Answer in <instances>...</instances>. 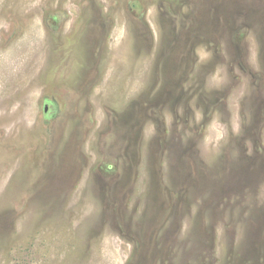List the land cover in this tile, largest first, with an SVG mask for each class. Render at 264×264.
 <instances>
[{"label": "rangeland", "instance_id": "rangeland-1", "mask_svg": "<svg viewBox=\"0 0 264 264\" xmlns=\"http://www.w3.org/2000/svg\"><path fill=\"white\" fill-rule=\"evenodd\" d=\"M0 264H264V0H0Z\"/></svg>", "mask_w": 264, "mask_h": 264}]
</instances>
